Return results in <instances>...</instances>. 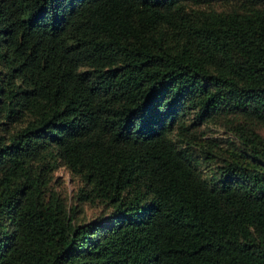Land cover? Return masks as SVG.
I'll return each mask as SVG.
<instances>
[{
	"label": "trees",
	"instance_id": "1",
	"mask_svg": "<svg viewBox=\"0 0 264 264\" xmlns=\"http://www.w3.org/2000/svg\"><path fill=\"white\" fill-rule=\"evenodd\" d=\"M0 264H264V0H0Z\"/></svg>",
	"mask_w": 264,
	"mask_h": 264
},
{
	"label": "rangeland",
	"instance_id": "2",
	"mask_svg": "<svg viewBox=\"0 0 264 264\" xmlns=\"http://www.w3.org/2000/svg\"><path fill=\"white\" fill-rule=\"evenodd\" d=\"M58 175H59V177L65 179V181L67 182V186L69 188H72V184H71L69 173H67L65 170H60L58 172Z\"/></svg>",
	"mask_w": 264,
	"mask_h": 264
}]
</instances>
